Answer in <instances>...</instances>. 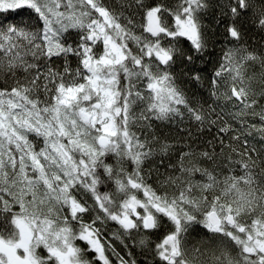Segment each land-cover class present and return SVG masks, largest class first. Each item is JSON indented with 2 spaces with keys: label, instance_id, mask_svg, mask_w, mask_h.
I'll list each match as a JSON object with an SVG mask.
<instances>
[{
  "label": "snow or ice",
  "instance_id": "obj_1",
  "mask_svg": "<svg viewBox=\"0 0 264 264\" xmlns=\"http://www.w3.org/2000/svg\"><path fill=\"white\" fill-rule=\"evenodd\" d=\"M209 7L0 0V264H264V0H227L205 106Z\"/></svg>",
  "mask_w": 264,
  "mask_h": 264
},
{
  "label": "trees",
  "instance_id": "obj_2",
  "mask_svg": "<svg viewBox=\"0 0 264 264\" xmlns=\"http://www.w3.org/2000/svg\"><path fill=\"white\" fill-rule=\"evenodd\" d=\"M113 4H116L117 0H111ZM167 2L171 5H175L178 0H167ZM210 7L208 11L203 14L202 22L205 25V28L208 30L209 34L212 37L214 42V47L209 50V55L206 56V59L210 61V63L205 64L203 61L198 62L197 66L201 68H207V71L201 72V80L197 83H193L188 80L187 77L184 78L185 82L182 84V87L185 89L186 93L190 97H194L196 100L201 103L207 102V104L212 103V85H211V76L213 72V67L215 63L218 61L219 56L221 54V50L225 45L229 44V41L225 38V25L228 22V17L224 14L225 5L227 0H209ZM15 13H4L0 14V19L8 16H15ZM73 38L75 37V33L71 34ZM249 48V50L255 49L257 52L264 49V32H261L259 29L254 26L245 25L244 37L243 41ZM186 71V69H181L179 65H177V71ZM259 66H255L253 68H249V75L253 77L252 86L260 89L264 87L261 83V79L259 76ZM158 131L162 132L164 135H173L174 129L171 126H163L161 125ZM102 191L108 189H101ZM2 223V222H0ZM115 225L110 224L109 228L115 230ZM200 234H193L192 243H196L198 240L202 238L203 229H198ZM164 231L161 230L157 235L153 236V240L159 242L162 239ZM133 253L136 255L138 264H143L144 257L141 255V250L139 247H134L132 249ZM233 254H235V250H233Z\"/></svg>",
  "mask_w": 264,
  "mask_h": 264
}]
</instances>
